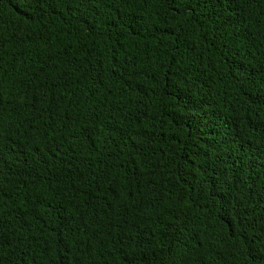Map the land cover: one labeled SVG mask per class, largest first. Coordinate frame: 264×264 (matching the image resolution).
Returning a JSON list of instances; mask_svg holds the SVG:
<instances>
[{
    "label": "trees",
    "instance_id": "1",
    "mask_svg": "<svg viewBox=\"0 0 264 264\" xmlns=\"http://www.w3.org/2000/svg\"><path fill=\"white\" fill-rule=\"evenodd\" d=\"M0 264H264V0H0Z\"/></svg>",
    "mask_w": 264,
    "mask_h": 264
}]
</instances>
